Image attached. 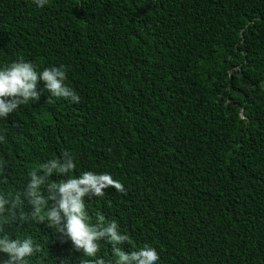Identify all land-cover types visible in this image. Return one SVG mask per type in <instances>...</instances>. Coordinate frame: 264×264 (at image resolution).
I'll use <instances>...</instances> for the list:
<instances>
[{
  "label": "trees",
  "instance_id": "obj_1",
  "mask_svg": "<svg viewBox=\"0 0 264 264\" xmlns=\"http://www.w3.org/2000/svg\"><path fill=\"white\" fill-rule=\"evenodd\" d=\"M20 59L63 66L80 102L40 82L38 101L0 119V195L22 196L30 172L68 152L72 175L124 185L85 204L90 222L103 215L129 236L125 251L264 264V0H0V68ZM30 212L25 202L3 225L40 246L29 264L96 259Z\"/></svg>",
  "mask_w": 264,
  "mask_h": 264
},
{
  "label": "clouds",
  "instance_id": "obj_2",
  "mask_svg": "<svg viewBox=\"0 0 264 264\" xmlns=\"http://www.w3.org/2000/svg\"><path fill=\"white\" fill-rule=\"evenodd\" d=\"M34 2L43 7L48 0ZM66 79L63 66L38 71L32 62L23 59L0 68V119L6 120L29 101H38L41 95L37 90L40 82H43L51 97L79 103V95L65 83ZM3 139L0 136V141ZM2 167L3 163L0 162V168ZM75 167L73 156L65 152L62 159H51L41 164L38 171L29 173L30 181L22 194L23 198L21 194L14 198L0 195V232L4 233L0 235V252L7 255V259L0 261V264H29L28 258L41 250L31 237L12 238L4 232L3 225L16 219V209L22 208L25 202L31 206V212L22 215V219L30 216L40 223L47 222L49 228L70 240L77 252H82L87 257H96L94 260L82 261L81 264H111L110 261L97 257L101 240H107L111 245L112 254L117 258L116 264H156L159 254L148 244L131 252L121 247L129 241V236L120 233L115 221L106 223L105 217L98 215L96 223L90 222L85 197H103L105 190L109 188L124 193V185L109 173L86 171L78 177L74 176L72 173ZM54 173L67 178L49 183V178ZM61 264H65V261L61 260Z\"/></svg>",
  "mask_w": 264,
  "mask_h": 264
}]
</instances>
